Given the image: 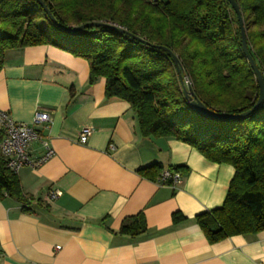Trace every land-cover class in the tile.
Returning <instances> with one entry per match:
<instances>
[{
  "label": "crops",
  "instance_id": "1",
  "mask_svg": "<svg viewBox=\"0 0 264 264\" xmlns=\"http://www.w3.org/2000/svg\"><path fill=\"white\" fill-rule=\"evenodd\" d=\"M0 109L26 123L48 112L30 153L42 156L45 142L54 149L18 171L29 205L0 202V264H264V230L211 243L196 221L223 205L234 167L175 138L143 136L130 103L108 99L103 77L90 83L84 57L51 44L8 50ZM85 126L92 130L79 143ZM154 163L185 166L182 183L139 171ZM54 191L60 194L50 197ZM174 212L186 219L174 223ZM139 213L147 230L120 232L123 220Z\"/></svg>",
  "mask_w": 264,
  "mask_h": 264
},
{
  "label": "trees",
  "instance_id": "2",
  "mask_svg": "<svg viewBox=\"0 0 264 264\" xmlns=\"http://www.w3.org/2000/svg\"><path fill=\"white\" fill-rule=\"evenodd\" d=\"M236 2L264 76V0ZM42 44L87 59L90 83L103 77L108 99L128 101L143 136L175 138L234 167L223 205L196 216L209 242L264 230V100L240 116L257 104L260 85L229 0H0V71L8 50ZM189 87L214 112L235 117L196 110ZM2 138L0 129V144ZM162 170L154 163L139 171L156 180ZM7 197L25 205L32 200L0 148V202ZM172 218L186 219L180 212ZM146 230L143 213L125 218L120 228L134 237Z\"/></svg>",
  "mask_w": 264,
  "mask_h": 264
},
{
  "label": "built area",
  "instance_id": "3",
  "mask_svg": "<svg viewBox=\"0 0 264 264\" xmlns=\"http://www.w3.org/2000/svg\"><path fill=\"white\" fill-rule=\"evenodd\" d=\"M50 120L51 117L48 112L37 111L32 123L18 122L7 112L0 109V129L3 132L0 148L10 169L18 172L25 165H39L54 154V149L48 142H45L46 151L39 158L34 159L30 153L32 142L40 138L36 125L48 123ZM91 130L90 126L83 127L77 141L86 143ZM158 181L177 187L183 181V172L178 169L165 168L158 176ZM59 194L60 192L54 191L50 194V197H56Z\"/></svg>",
  "mask_w": 264,
  "mask_h": 264
},
{
  "label": "water",
  "instance_id": "4",
  "mask_svg": "<svg viewBox=\"0 0 264 264\" xmlns=\"http://www.w3.org/2000/svg\"><path fill=\"white\" fill-rule=\"evenodd\" d=\"M232 4V7L235 9V11L238 14L239 20H240V26H241V36H242V46H243V50L244 53L246 54V56L248 57L250 64L256 74L257 80L259 82L260 85V98L257 102V104L248 112H245L243 114H240V116H244L247 115L248 113H251L253 111H255L263 102L264 100V76L263 73L260 69V67L258 66L256 60L254 59V57L252 56V54L250 53L249 50V45H248V40H247V33H246V29L244 27V20H243V16H242V12L240 10V7L238 5V3L236 2V0H229ZM51 14V12H50ZM52 17H54L51 14ZM92 24H100V23H86L83 24L81 26L75 27V28H71V30H79L83 27L92 25ZM121 29V28H120ZM123 30V29H121ZM174 60L178 66V68L180 69V59L177 55H174ZM186 96L190 102V104L198 111L205 113L207 115H212V116H217V117H223V118H231V117H235L234 115H226V114H218L216 112H214L213 110H211L206 104H204V102H202L200 99H198L196 97V94L194 92V90L189 87L188 89H186Z\"/></svg>",
  "mask_w": 264,
  "mask_h": 264
},
{
  "label": "rangeland",
  "instance_id": "5",
  "mask_svg": "<svg viewBox=\"0 0 264 264\" xmlns=\"http://www.w3.org/2000/svg\"><path fill=\"white\" fill-rule=\"evenodd\" d=\"M186 82H188V81L186 80Z\"/></svg>",
  "mask_w": 264,
  "mask_h": 264
}]
</instances>
